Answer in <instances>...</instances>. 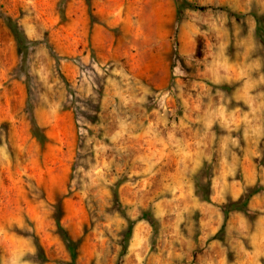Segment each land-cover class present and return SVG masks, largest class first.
Here are the masks:
<instances>
[{
	"label": "rangeland",
	"instance_id": "rangeland-1",
	"mask_svg": "<svg viewBox=\"0 0 264 264\" xmlns=\"http://www.w3.org/2000/svg\"><path fill=\"white\" fill-rule=\"evenodd\" d=\"M0 264H264V0H0Z\"/></svg>",
	"mask_w": 264,
	"mask_h": 264
},
{
	"label": "trees",
	"instance_id": "trees-1",
	"mask_svg": "<svg viewBox=\"0 0 264 264\" xmlns=\"http://www.w3.org/2000/svg\"><path fill=\"white\" fill-rule=\"evenodd\" d=\"M12 28L14 29V33H15L16 39L18 41V45L21 48L22 47L25 48V46H23L24 44L22 43V41H21V39L19 37V33H18L16 27L13 25ZM262 187L263 186L257 185V186H255V188L254 187L251 188L250 192L246 193L244 197H240L234 203H236V205H244V207L247 206L250 197L256 192L257 189L262 188ZM116 189H114L115 198L118 201V196H117V190ZM143 215H144V217L146 219H149V220L152 219L150 222L152 223V225H155V220H153L154 218H153V216H152V214L150 212H146L145 211L143 213ZM128 220H130V219H128ZM129 222H130V224L128 225V229H127L126 234H125V238L126 239H128L130 237L131 232H132V228H133V222L131 220ZM60 228H62V226H60ZM63 233H64V235H63L64 236V240L69 243V249L72 252V258L74 259L75 258V245H74L73 241L71 240V238L69 237L68 233L65 230L63 231Z\"/></svg>",
	"mask_w": 264,
	"mask_h": 264
}]
</instances>
